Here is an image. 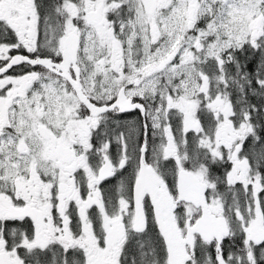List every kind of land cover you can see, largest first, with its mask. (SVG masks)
<instances>
[{"label":"snow or ice","instance_id":"obj_1","mask_svg":"<svg viewBox=\"0 0 264 264\" xmlns=\"http://www.w3.org/2000/svg\"><path fill=\"white\" fill-rule=\"evenodd\" d=\"M0 264H264V0H0Z\"/></svg>","mask_w":264,"mask_h":264}]
</instances>
